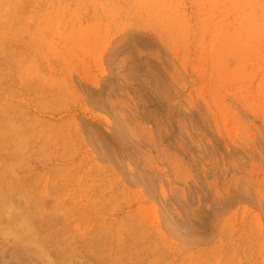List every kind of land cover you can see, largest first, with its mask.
I'll return each instance as SVG.
<instances>
[{"label": "rangeland", "instance_id": "obj_1", "mask_svg": "<svg viewBox=\"0 0 264 264\" xmlns=\"http://www.w3.org/2000/svg\"><path fill=\"white\" fill-rule=\"evenodd\" d=\"M0 264H264V0H0Z\"/></svg>", "mask_w": 264, "mask_h": 264}]
</instances>
